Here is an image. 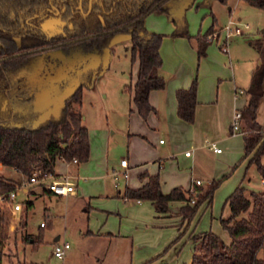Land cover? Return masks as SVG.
I'll use <instances>...</instances> for the list:
<instances>
[{"label":"trees","instance_id":"obj_1","mask_svg":"<svg viewBox=\"0 0 264 264\" xmlns=\"http://www.w3.org/2000/svg\"><path fill=\"white\" fill-rule=\"evenodd\" d=\"M183 1L110 0L116 4L113 3L108 10L101 12L103 21L96 19L75 22L72 24L73 33H68L65 37L60 35L51 41H44L29 33L21 39L20 48L11 39L18 34L19 24L9 23L4 18L5 12L0 13V165L12 168L25 178L30 177L33 172L41 177L44 174L54 175L53 166L57 159L66 163L75 159L78 163H83L89 158L88 131L82 125L81 114L72 106L80 104L81 89L90 86L92 76L80 80L78 88L63 102L57 116L38 122V112L35 102L33 103L36 95L33 98L28 95L32 92V73L29 72L28 77L26 76L28 80L25 81L23 67L30 54L40 47L53 44L63 53L71 50L75 53H111L116 38L128 36L132 62L138 63V71L135 83L127 89L137 113L147 120L155 111L150 103V94L164 90L166 81L161 75L164 35L147 31L145 20L151 14H168L178 24L172 14ZM244 1L264 10V0ZM102 2L103 5L106 4V0ZM183 33L176 35L184 37ZM221 33L212 27L204 36L197 38L200 57L206 55L211 42L209 38L216 35L219 41ZM259 54L261 64L255 68L246 91L248 102L241 111V129L244 140L243 161H247V169L255 165L264 181V130L258 122V112L264 101V44L260 46ZM197 97V78H194L188 89L176 92L177 114L183 122L194 123ZM140 179L147 182L137 190L127 189L125 200L150 202L159 214H169L173 203H181L177 216L187 227L197 217L202 206L211 208L215 192L223 182L213 180L208 186L193 185L187 191L178 187L164 194L159 175L143 174ZM243 181H250L247 173ZM15 186V182L0 178V188L3 191L13 190ZM226 203L230 213L227 218L221 219V226L229 234L231 242L227 244L212 231L198 233L191 239V264H264V192L249 194L243 186H239L227 198ZM30 205L29 203L27 207ZM4 221V213L0 210V264L4 255L1 249ZM181 232L170 246L183 238L184 232ZM30 239V235H25L23 241L26 243ZM31 243L34 244L33 239ZM160 257L161 255L158 258Z\"/></svg>","mask_w":264,"mask_h":264},{"label":"rangeland","instance_id":"obj_2","mask_svg":"<svg viewBox=\"0 0 264 264\" xmlns=\"http://www.w3.org/2000/svg\"><path fill=\"white\" fill-rule=\"evenodd\" d=\"M231 18L241 26L244 33L242 36H233L228 40L229 52L227 53V47L225 49L222 46L223 29ZM178 24L172 21L168 14H153L145 20L147 31L164 35V40L185 39L188 46L184 45V48L192 49L191 54L186 56H194L192 69L194 78L198 80V87L201 80L205 79L207 82L214 81L217 91L220 84L225 85L235 77L238 88L244 90L249 88L252 74L261 64L259 50L264 44V10L253 7L244 0H226L225 2L195 0L192 7L185 11L182 18H179ZM212 27L222 32V36L218 42L211 41L206 49V55L200 57L197 38L204 36ZM179 32H184V37L177 36ZM164 40L161 49H163L166 61L161 54L162 75L167 88L168 82L177 74V64L172 54L174 50L172 45L168 44L170 42L164 45ZM112 47L110 54L100 55L91 52L79 56L84 60V65L81 71L77 70V72L85 77L91 75L92 79L88 88L81 89L80 104L72 106L81 114L82 125L88 131L90 147L88 160L80 163V165L88 163V166L86 165L88 169L85 171L79 165L78 170L74 171V174L79 177L78 189L85 184H95L91 181L101 175L104 176L107 172L111 174L113 169L119 170L118 167L123 158L131 163L132 154L138 151V147L129 137L130 115L134 105L131 103V96L127 89L137 76L138 63L132 62L131 44L128 37H117ZM48 92L50 91H45L39 98L35 96L36 100L33 101L38 112V122L50 116H57L68 93L65 88L57 92ZM261 112L264 113V107ZM164 133L161 129L152 143L156 146L159 145V140L168 143ZM222 137L217 131L207 128L201 134L202 144L206 142L205 140L216 142L221 147L220 149L224 150L223 155L213 154L206 149L202 151L201 158L206 163V169L213 166L219 167V162L226 155V143L222 142ZM189 150L192 151V149ZM194 156H196L195 152H193ZM262 163L264 165V157ZM57 165L61 168L64 166L60 162ZM184 167H186L185 164ZM231 168L233 169L227 171L228 177L215 192L211 208L206 209L205 205L202 206L197 217L188 227L175 214L180 231L184 232V249L179 260L180 264H189L192 261L193 243L191 239L198 233L212 231L226 243L229 242V234L221 226L220 220L229 216L227 198L240 185L246 173L251 179L250 189L258 192L264 190L255 165L247 169L243 154L239 155ZM0 178L20 182L21 177L12 168L4 167L0 170ZM103 181L108 187L113 182L111 177ZM208 185L206 182L204 186ZM84 198L86 195L81 191L79 197L69 199L39 194L28 197L27 194L22 193L21 202L25 206L30 203L31 206L24 207L15 218L4 213L5 221L1 232V249L4 253L2 264H121L122 258L126 260L128 249H121L118 245L101 244L95 238L84 237L79 233L86 214L82 212L87 202ZM143 203L151 204L147 201ZM40 223L44 224V228L40 227ZM25 235L31 236L26 243L23 241ZM157 235L156 243L160 244L164 232ZM57 236L71 246V249L66 251L61 258L54 257L52 253L53 240ZM32 239L34 244L31 243Z\"/></svg>","mask_w":264,"mask_h":264},{"label":"crops","instance_id":"obj_3","mask_svg":"<svg viewBox=\"0 0 264 264\" xmlns=\"http://www.w3.org/2000/svg\"><path fill=\"white\" fill-rule=\"evenodd\" d=\"M186 1L189 0H184L182 3ZM150 16H153V14ZM164 42V45L170 42L168 44L172 45L174 49L172 54L177 64V74L168 82L165 90L151 92L150 103L155 111L150 114L147 120L140 117L135 106L133 110L131 109L129 137L138 147V151L132 154L131 163L126 159L128 167H122L120 162L119 170L113 169L111 174L107 172L104 176L101 175L91 181L95 184H85L78 189L79 177L74 174V171L78 170L80 166L86 171L88 163L80 165L78 162L66 163L57 159L53 166L54 178L62 179L66 177L73 182L75 193L67 197H57L43 191L40 187H34L28 195L29 197L39 194L69 199L79 197L80 191L85 193L86 198L84 200H87V202L85 203L86 208L82 212L86 214L82 230H79V233L84 237L95 238L101 244L118 245L121 249H128L126 251L127 258L126 260L122 258L121 264H180L179 260L183 255L184 238L170 246L182 233L175 216L182 206L181 203H173L171 213L159 214L151 204L145 205L142 201L125 200L127 189L137 190L147 182V180L142 181L140 179L141 175H159L161 190L164 194H168L178 187L187 191L192 188L197 180L201 181L200 186H204L206 182L210 184L213 180L224 181L228 177L227 171L233 169L231 168L232 164L235 163L239 155L243 154L244 156L243 131L241 129L240 132L233 133L230 124L233 121L234 113L242 111L247 105V90L237 87L235 77L226 82L225 85L220 84L217 91L215 90L214 81L207 82L202 79L198 87L195 121L191 124L183 122L177 114L176 92L179 89H188L191 86L194 80L192 69L194 56H186L189 53L191 54L192 49L190 47L184 48V45L188 46L185 39L173 38L171 41L165 39ZM176 46L178 48L175 49ZM226 51L229 52L228 47ZM161 54L164 61H166L163 49H161ZM162 71L163 67L161 75ZM136 77L133 83H135ZM263 107L264 101L258 112V122L264 130V113L261 112ZM205 128L217 131L223 136L222 142L226 143L227 153L219 162V167L213 166L206 169V163L201 158L204 149L216 155H223L224 153V150L221 153H216L211 148V145L221 148L216 142L205 140V144H202V138L200 137ZM161 129L164 130L168 143L159 140V145L156 146L152 143V140ZM189 149H192V151ZM186 152H190V156H186ZM193 152L196 153L194 157ZM122 160H125V158ZM59 162L64 164L63 168L58 167ZM244 163H247V161H244ZM184 164L186 167H184ZM1 169L3 167L0 165ZM126 170L128 177L124 178L123 173ZM107 177H111L113 181L109 187L103 181ZM4 180L18 183V181L8 178ZM249 182L245 183L242 180L239 186H243L249 194L258 192L250 189ZM261 182L264 185L262 178ZM259 192H264V190ZM26 206L24 205L25 208ZM41 228H44V226ZM163 232V238L160 244H157L156 236ZM151 238L153 241H149ZM56 241H61L59 236L54 238L53 243ZM230 242L231 239L227 244ZM168 247L170 248L166 251ZM70 249L71 246L68 250ZM160 255L161 257L158 258Z\"/></svg>","mask_w":264,"mask_h":264},{"label":"flooded vegetation","instance_id":"obj_4","mask_svg":"<svg viewBox=\"0 0 264 264\" xmlns=\"http://www.w3.org/2000/svg\"><path fill=\"white\" fill-rule=\"evenodd\" d=\"M102 3V0H0V13L5 12L4 18L9 23L19 24L18 34L11 39L20 48L21 39L29 33L44 41H51L60 35L65 37L73 33L72 24L75 22L103 21L101 12L108 10L114 2L106 0L105 5ZM107 53L110 54L109 51L98 54ZM84 54L88 53H75L74 50L63 53L53 44L33 51L23 67L25 81L29 72L32 73V92L28 95L39 98L45 91L52 93L63 88L68 91L79 84L82 78L87 77L77 72L84 65V60L79 57ZM65 73L66 78L59 81Z\"/></svg>","mask_w":264,"mask_h":264},{"label":"built area","instance_id":"obj_5","mask_svg":"<svg viewBox=\"0 0 264 264\" xmlns=\"http://www.w3.org/2000/svg\"><path fill=\"white\" fill-rule=\"evenodd\" d=\"M244 30L239 26L232 18L229 20L228 24L223 29V36L225 40V47L228 44V40L233 36H242ZM210 41H218V36L214 35L209 38ZM224 49V50H225ZM242 125V113L241 111H236L233 116L232 121V131L233 133H238L241 131ZM211 148L216 153H221L222 150L215 145H211ZM186 156H190V152H186ZM72 163H77L75 159L72 160ZM121 166L127 168V160L121 161ZM123 177H128L127 170L123 173ZM201 181L197 180L194 185H201ZM40 187L43 191L48 192L57 197H67L75 193L74 183L68 180L66 177L62 179H56L53 175L44 174L41 177H38L36 172L31 173L30 177L25 178L21 176L20 182L16 183V186L13 190L3 191L0 188V210L3 213H8L12 217L21 212L24 207V203L21 202L20 197L22 193L29 195L32 192V188ZM194 201H192V204ZM17 220V219H16ZM41 227L44 226L43 223L40 224ZM70 248V244L65 241H56L53 244V256L56 258H61L64 256L66 250Z\"/></svg>","mask_w":264,"mask_h":264},{"label":"water","instance_id":"obj_6","mask_svg":"<svg viewBox=\"0 0 264 264\" xmlns=\"http://www.w3.org/2000/svg\"><path fill=\"white\" fill-rule=\"evenodd\" d=\"M193 3H194V0H189V1H186V2H184V3H182V5L181 6H179L176 10H175V14H173L175 17H174V20L175 21H178L179 20V18H182L183 16H184V13H185V11L188 9V8H191L192 7V5H193ZM108 54V53H107ZM66 75H67V73H65L64 75H63V77H61L60 79H59V81L60 80H63V79H65L66 78ZM78 86H79V84H76L74 87H71L70 89H68V93H66V97H65V99H64V101L67 99V98H69L75 91H76V89L78 88ZM38 104V103H37Z\"/></svg>","mask_w":264,"mask_h":264}]
</instances>
